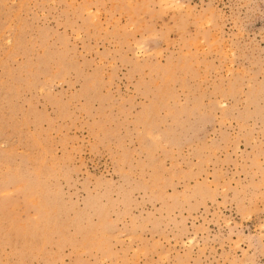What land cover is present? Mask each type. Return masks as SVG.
Wrapping results in <instances>:
<instances>
[{
	"label": "rangeland",
	"instance_id": "obj_1",
	"mask_svg": "<svg viewBox=\"0 0 264 264\" xmlns=\"http://www.w3.org/2000/svg\"><path fill=\"white\" fill-rule=\"evenodd\" d=\"M0 264H264V0H0Z\"/></svg>",
	"mask_w": 264,
	"mask_h": 264
}]
</instances>
